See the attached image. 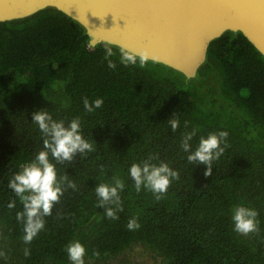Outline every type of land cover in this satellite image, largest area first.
Masks as SVG:
<instances>
[{"label": "trees", "instance_id": "trees-1", "mask_svg": "<svg viewBox=\"0 0 264 264\" xmlns=\"http://www.w3.org/2000/svg\"><path fill=\"white\" fill-rule=\"evenodd\" d=\"M88 41L79 24L52 8L0 23V264H70L64 248L72 240L87 249L85 264H148L136 250L152 264H264V57L241 33L226 32L210 43L196 77L186 79L150 61L109 69L105 47L120 49ZM84 97L103 98V107L86 113ZM40 109L56 120L79 117L95 150L56 164L58 179L67 178L64 194L44 230L25 245L16 220L23 206L17 200L7 207L16 199L7 184L42 149L32 124ZM171 119L180 121L175 132ZM193 129L190 151L201 137L228 133L208 176L180 146ZM150 155L178 173L160 200L137 193L128 177L131 164ZM115 178L125 188L112 220L97 206L95 189ZM240 204L259 213L256 233L232 230ZM133 217L141 227L129 231Z\"/></svg>", "mask_w": 264, "mask_h": 264}, {"label": "clouds", "instance_id": "clouds-1", "mask_svg": "<svg viewBox=\"0 0 264 264\" xmlns=\"http://www.w3.org/2000/svg\"><path fill=\"white\" fill-rule=\"evenodd\" d=\"M117 55L118 61L114 62L113 58ZM104 59L109 69H115L117 63L124 67L143 68L155 57L145 50L136 52L120 49L117 54L111 47H105ZM103 104V98L94 100L82 98L86 113H94L101 109ZM168 123L174 132L180 126L178 119H171ZM32 124L40 134L43 142L42 149L36 152L32 159L21 165L19 171L12 175L7 184V188L16 197L15 200H10L7 207L14 208L17 200L23 206V210L16 213V220L23 225L22 240L25 245L31 244L34 238L44 230V218L51 215L53 206L59 203L64 194L63 184L67 178L58 179L56 164L72 162L78 153L84 155L95 150L93 143H90L83 135L79 117L67 122L56 120L49 111L40 109L33 111ZM196 134L195 129L186 132L180 146L183 152L189 153L188 163L204 165L207 169L204 175L208 176L211 174L213 161L224 152L220 145L226 140L228 133L220 131L210 133L206 138L201 137L195 151H190L189 142ZM153 160H158V157L150 155L139 163L131 164L128 168V177L133 181L137 193L145 190L151 192L156 200H160L168 192L171 183L178 179V173L167 163L161 161L156 164L152 163ZM67 187L75 189L76 185L68 182ZM124 188L125 183L119 178H115L112 183H100L96 187L97 206L104 209L107 218L118 219L117 212L122 211L120 193ZM111 205L116 207L113 208ZM258 216L259 213L255 209L243 204L237 205L231 214L232 230L243 236L256 233L259 230ZM126 227L129 231H135L139 230L141 225L138 219L133 217L129 219ZM64 252L70 264H85L87 249L79 240L70 241L65 246ZM24 255L26 257L30 255L27 248L24 250Z\"/></svg>", "mask_w": 264, "mask_h": 264}, {"label": "water", "instance_id": "water-1", "mask_svg": "<svg viewBox=\"0 0 264 264\" xmlns=\"http://www.w3.org/2000/svg\"><path fill=\"white\" fill-rule=\"evenodd\" d=\"M47 8L79 24L90 47L145 50L186 79L226 32L241 33L264 57V0H0V23Z\"/></svg>", "mask_w": 264, "mask_h": 264}, {"label": "rangeland", "instance_id": "rangeland-1", "mask_svg": "<svg viewBox=\"0 0 264 264\" xmlns=\"http://www.w3.org/2000/svg\"><path fill=\"white\" fill-rule=\"evenodd\" d=\"M134 253V256H136V258H138L144 263L152 264L154 262L152 258L146 256L145 254H142L140 250H136Z\"/></svg>", "mask_w": 264, "mask_h": 264}, {"label": "bare ground", "instance_id": "bare-ground-1", "mask_svg": "<svg viewBox=\"0 0 264 264\" xmlns=\"http://www.w3.org/2000/svg\"><path fill=\"white\" fill-rule=\"evenodd\" d=\"M53 9V8H52Z\"/></svg>", "mask_w": 264, "mask_h": 264}]
</instances>
